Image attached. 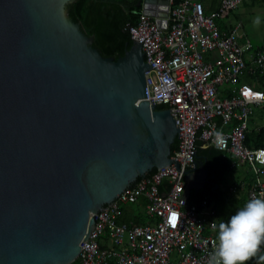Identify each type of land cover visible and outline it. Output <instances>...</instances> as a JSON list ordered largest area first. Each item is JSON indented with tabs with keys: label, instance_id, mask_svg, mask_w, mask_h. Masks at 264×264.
<instances>
[{
	"label": "water",
	"instance_id": "95a60500",
	"mask_svg": "<svg viewBox=\"0 0 264 264\" xmlns=\"http://www.w3.org/2000/svg\"><path fill=\"white\" fill-rule=\"evenodd\" d=\"M73 1L0 0V264L73 263L95 215L146 173H179L175 121L144 100L143 41L103 57ZM136 7L165 28L169 0ZM206 179L194 162L185 196Z\"/></svg>",
	"mask_w": 264,
	"mask_h": 264
},
{
	"label": "built area",
	"instance_id": "2783aa9c",
	"mask_svg": "<svg viewBox=\"0 0 264 264\" xmlns=\"http://www.w3.org/2000/svg\"><path fill=\"white\" fill-rule=\"evenodd\" d=\"M204 1L169 0L165 28L141 10L136 23L126 25L133 41H143V59L151 67L145 72L144 100L168 110L179 130L180 143L171 156L179 173L174 165L146 173L145 180L95 215L90 236L80 244V264H208L217 245L214 206L207 199L189 203L190 193L185 196V174L194 166L197 145L230 154L257 177L264 173V148L245 145L248 120L264 102L259 80H264V49L242 41L240 25L227 30L217 22L244 0H218L208 14ZM247 75L257 77L254 87L240 82ZM223 87H229L231 97L221 94ZM140 197L150 222H121L122 207ZM247 198L264 199L258 178ZM172 214L178 218L175 226L169 222Z\"/></svg>",
	"mask_w": 264,
	"mask_h": 264
},
{
	"label": "trees",
	"instance_id": "16d2710c",
	"mask_svg": "<svg viewBox=\"0 0 264 264\" xmlns=\"http://www.w3.org/2000/svg\"><path fill=\"white\" fill-rule=\"evenodd\" d=\"M253 1L264 4V0ZM137 2L138 0H75L66 5V12L68 17L80 24L88 37H93L92 47L96 48L103 57L117 59L123 56L133 45L126 25L136 23L137 13L140 11V8L136 7ZM248 79L252 80L253 77ZM259 80L263 81L261 78ZM261 85L263 87L262 83ZM221 94L232 96L230 91L221 90ZM156 109L163 110L164 107L158 106ZM256 129H250V122H248L245 141L248 148H264V127L259 130ZM176 147L177 140L175 139L171 145V153ZM227 158L224 153L212 148L197 149L196 160L199 159L204 166L207 179L203 187L198 192L191 191L188 198L189 203H199L202 199H207L214 206L217 229L221 222L226 223L232 215L247 203V190L256 182L257 178L262 183L260 179L264 176L263 173L260 177H257L247 164H239L231 160L230 165ZM235 165L247 166L249 172L253 175V179L246 183H234L232 185L233 191H222L220 187L222 174L231 170ZM145 203V199L140 197L135 203L124 205L121 209L122 217L120 221L130 222L134 225L150 222L143 213ZM76 260L71 264H76ZM247 264H264V245L261 246L257 256L250 259Z\"/></svg>",
	"mask_w": 264,
	"mask_h": 264
},
{
	"label": "clouds",
	"instance_id": "9594fccd",
	"mask_svg": "<svg viewBox=\"0 0 264 264\" xmlns=\"http://www.w3.org/2000/svg\"><path fill=\"white\" fill-rule=\"evenodd\" d=\"M215 136L218 144L223 142L219 132L215 133ZM262 245H264V199L254 198L226 223L221 222L218 225L217 245L209 257L208 264H247L250 259L257 256Z\"/></svg>",
	"mask_w": 264,
	"mask_h": 264
},
{
	"label": "rangeland",
	"instance_id": "374dc122",
	"mask_svg": "<svg viewBox=\"0 0 264 264\" xmlns=\"http://www.w3.org/2000/svg\"><path fill=\"white\" fill-rule=\"evenodd\" d=\"M218 0H211L210 5H216ZM209 3L205 2V5ZM206 7V6H205ZM225 25L230 24L233 28L240 25L241 40L248 39L255 48L264 49V4L261 2H254L253 0H244L243 4L237 9L231 11L225 18L221 19ZM218 20L217 22L219 23ZM245 79V78H244ZM264 107H262L257 115L253 116V122L250 128H256L264 124L263 120ZM262 115V116H261ZM257 116V117H256ZM228 159V164L231 165V159ZM233 160V159H232ZM253 179V175L249 172L247 166L235 165L231 170L222 174L220 187L222 191L230 192L234 183H246ZM261 182L264 184V176L261 177ZM76 264L79 262L76 260Z\"/></svg>",
	"mask_w": 264,
	"mask_h": 264
},
{
	"label": "crops",
	"instance_id": "0c3cea01",
	"mask_svg": "<svg viewBox=\"0 0 264 264\" xmlns=\"http://www.w3.org/2000/svg\"><path fill=\"white\" fill-rule=\"evenodd\" d=\"M207 1L208 0H205L204 1V6H206L205 7V11L207 12V14L208 13H210L211 11H214L216 8H217V5H218V1H217V4L216 5H210V2H211V0H209V3L207 4V5H205V2L207 3ZM219 26L222 28V29H229L230 27H231V25L230 24H228V25H225V24H223L222 23V20L221 21H219ZM261 49V48H260ZM250 76H244L242 79H240V81L242 82V83H248V84H251V86H255V80H256V78L257 77H255V78H253L252 80H250V79H248ZM244 78H246V79H244ZM258 87V86H257ZM228 88L229 87H223V91H226V90H228ZM263 88V87H262ZM262 107H264V105H258L256 108H255V110H254V113L251 115L252 117H250V124L253 122V119H255V118H253V116L255 117V115H257V111L259 112V110L262 108ZM262 116V115H261ZM257 117V116H256ZM263 120H264V114H263ZM262 127H264V124L262 125V126H259L256 130H259L260 128H262ZM251 129V128H250ZM216 150V149H215ZM218 151V150H217ZM221 152V151H220ZM222 153H224V152H222ZM225 155H226V157H228L229 159H233L234 161H235V159L233 158V157H231L229 154H226V153H224Z\"/></svg>",
	"mask_w": 264,
	"mask_h": 264
},
{
	"label": "bare ground",
	"instance_id": "6f19581e",
	"mask_svg": "<svg viewBox=\"0 0 264 264\" xmlns=\"http://www.w3.org/2000/svg\"><path fill=\"white\" fill-rule=\"evenodd\" d=\"M262 84H263V91H264V80H263V83H262ZM259 105H264V102L261 103V104H259ZM250 117H252V116H250ZM249 121H250V118H249L248 122H249ZM225 130H229V127H227ZM246 135H247V134H246ZM245 141H246V139H245ZM176 148H177V147H176ZM198 148H199V149H202V148L200 147L199 144L197 145V149H198ZM209 148L216 149V148H214V147H209ZM209 148H206V149H209ZM250 149H251V148H250ZM175 150H176V149H175ZM175 150H174V151H175ZM216 150H217V149H216ZM174 151H173V152H174ZM218 151H219V150H218ZM173 152L170 154V159H171V156H172ZM221 152H223V151H221ZM224 153H225V152H224ZM226 154H228V153H226ZM229 155H230V154H229ZM230 156H231V155H230ZM231 157H232V156H231ZM76 259H77V258H76Z\"/></svg>",
	"mask_w": 264,
	"mask_h": 264
},
{
	"label": "snow or ice",
	"instance_id": "6c2138e0",
	"mask_svg": "<svg viewBox=\"0 0 264 264\" xmlns=\"http://www.w3.org/2000/svg\"><path fill=\"white\" fill-rule=\"evenodd\" d=\"M177 217H176V215L175 214H172L171 216H170V218H169V222L173 225V226H175L176 225V223H177Z\"/></svg>",
	"mask_w": 264,
	"mask_h": 264
},
{
	"label": "flooded vegetation",
	"instance_id": "af4514ba",
	"mask_svg": "<svg viewBox=\"0 0 264 264\" xmlns=\"http://www.w3.org/2000/svg\"><path fill=\"white\" fill-rule=\"evenodd\" d=\"M111 58H112V57H111ZM196 161L200 162L199 159L195 160V162H196Z\"/></svg>",
	"mask_w": 264,
	"mask_h": 264
}]
</instances>
